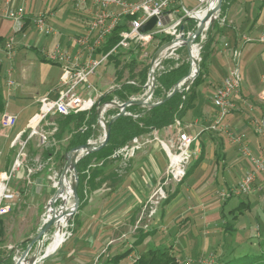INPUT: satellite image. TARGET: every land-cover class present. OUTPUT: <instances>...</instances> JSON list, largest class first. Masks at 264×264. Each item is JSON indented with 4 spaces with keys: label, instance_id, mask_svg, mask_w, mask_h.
I'll list each match as a JSON object with an SVG mask.
<instances>
[{
    "label": "crops",
    "instance_id": "obj_1",
    "mask_svg": "<svg viewBox=\"0 0 264 264\" xmlns=\"http://www.w3.org/2000/svg\"><path fill=\"white\" fill-rule=\"evenodd\" d=\"M61 1L0 0V13L7 6L17 7L23 4L29 17L39 13H49L48 22L57 30L56 35L49 40L46 39L41 46H38V44H35V29L30 23L25 25L16 36L18 45L15 49L14 61L17 56L18 60H23L25 55L22 53L24 51L25 53L27 51L35 52L36 46L40 47L41 51H44L43 53L51 51L57 44L68 48L73 53L76 52L73 38L82 34L86 25V20L82 18V14H85L82 11L75 10L76 12H73L70 8H64L61 6ZM246 1L234 0L223 18H219L220 21L210 27L204 35V40L209 35L211 44L203 82L197 88L194 107L181 120V130L190 136L196 137L193 148L200 151L201 159L199 163L180 184L165 186L167 202L163 203L162 207L158 208L151 218L148 217V211L144 206L148 197L162 181L168 162L167 154L160 142L166 144L175 136L176 129L174 127L170 126L140 137L141 147L128 160L126 167H121L120 161L114 159L98 167L97 169H101V174L93 181L95 187L90 190L92 196L89 200H86V204L80 210L82 211L83 222L89 224H84V231L82 230L79 238L74 241H81V246L85 247L77 253L82 259L93 257L100 246L108 242H114L115 240L112 239L114 231L122 229L124 226L128 227L129 232L135 230H137V233L139 231L146 232L151 231L149 223L152 225L158 221L159 223L162 222L163 231L166 234V230L175 223L181 225L180 222L186 221L191 214H198L197 217L200 220L197 222L202 223L201 230H203L211 228L215 224L212 218H215L219 213L222 221H225V215L228 214L229 216V212L237 208L241 202L248 203V209H250L251 203L255 202L257 204L262 201L260 194L256 191L247 197L233 196L224 201L217 196L219 166H222L223 169L220 174L223 183L228 188L234 187L244 171L253 168L248 158L242 154V148L245 147L249 153L257 156L262 153L260 149L264 144V138L253 131V122L260 120L264 122V79L258 72L259 63L264 65V44L260 42V39H264V0H260L262 4L258 15L255 16L250 13L247 14L248 12L244 8ZM11 27L10 22L0 18V38H2V41L11 36ZM234 51L240 54L239 68L240 62L244 64V69L240 72L242 84L231 97L232 108L229 113L223 117L215 130L206 131L217 122L219 112L212 103V97L232 68L230 63ZM0 58L3 57L0 56ZM0 63L2 64L1 61ZM5 67H2V70ZM59 70L60 74L55 85L43 94H36L29 104L23 102L26 98H24L22 91H18V88H22L18 87L17 84L10 93L3 87L5 101L7 102L4 110L17 117L16 125L5 136L6 138L9 137L10 141L17 134L27 129L29 119L38 111V100L40 98L44 96H48L51 100L56 98L59 91L60 67ZM13 72L14 69L12 68ZM23 78L24 75L22 74L21 79ZM90 80L89 82L93 85L94 90L87 92L82 87L78 89V94L83 99L94 100L95 103L101 96L110 93L116 86L114 71L110 82L100 77V75L97 76V71L94 76L90 77ZM98 87H100V90H97ZM200 88L202 89L200 90ZM143 93L144 90L141 95L134 98L141 97ZM110 110L112 109L106 110V112ZM225 118L227 125L220 127L219 125ZM48 122L54 124V119L51 120L49 117ZM45 130H48V128H45ZM246 130H250L253 136L246 133ZM100 137V129L97 127L95 136L91 141L97 142ZM66 140L67 137L58 144L62 143L64 148ZM56 151H59V149H56ZM207 151L209 153H206ZM233 153L236 154L237 159L232 164L230 161L231 157L234 156ZM205 154H208L209 157L208 164L204 163ZM51 158L53 159V157ZM61 158L58 159L59 164ZM228 167L233 169L234 172L231 173L232 175L227 181L224 173ZM211 168L212 179H207L205 174ZM39 182L40 180L36 177L33 183L38 184ZM190 182H193L192 185L187 186ZM184 187L187 188L183 190ZM187 200L190 201V206L186 204ZM232 200H236V202L230 204ZM218 201L222 203L221 208L217 206ZM226 206L228 211L224 214L223 210ZM184 226L179 229L182 231ZM124 232L121 234V238L126 236ZM70 254H73L72 251H70Z\"/></svg>",
    "mask_w": 264,
    "mask_h": 264
},
{
    "label": "built area",
    "instance_id": "obj_2",
    "mask_svg": "<svg viewBox=\"0 0 264 264\" xmlns=\"http://www.w3.org/2000/svg\"><path fill=\"white\" fill-rule=\"evenodd\" d=\"M191 1L196 4V8L189 10L184 6L183 0H69L76 11H82L86 15V25L82 34L73 38V45L77 49L75 53L59 44L55 45L51 51L43 53L42 57L61 68L59 91L55 99L51 100L48 96H44L38 100V111L29 119L27 129L10 141V148L17 147V153L9 166L0 171V220L14 208L17 198V188L16 185L14 186V182L20 178L21 173L24 174L25 184L31 185L32 177L43 170L52 160L51 157L42 161L34 158L31 160V165H27L28 162L25 159V151L33 137H38L39 145L50 146L52 149L54 147L56 150L55 145L58 142L55 140L54 134L57 129L53 123L48 122V118L51 116L66 117L78 112L89 111L95 105V101L80 97L78 89L83 87L87 92L93 91L94 87L89 79L100 67L108 63L110 57L136 46L142 50L138 59L145 58L148 56L146 48L151 43H154L155 53L163 44L167 43H161L158 47L163 38L170 37V41H172L181 35L186 37L190 34L191 32L184 30L189 25V21H193L189 18L193 17L194 12H200L206 6L205 0ZM49 17V13H39L29 17L23 4L17 7L7 6L2 11L1 18L9 21L12 25L11 36L0 42V56L9 63L3 74L5 89L8 93L15 88V82L12 80V63L18 45L16 36L22 31L26 20H29L37 34L43 37L56 35L57 30L48 22ZM153 17L156 18L153 28L146 33H141V27ZM125 19L127 20V29L119 33L116 44L106 54L97 53L116 27ZM181 26L183 27L182 33L179 31ZM260 42L264 44V39H260ZM179 49L181 48L174 45L159 55L152 67L154 75L164 71V61H178V58L174 59L172 56ZM196 57L198 59V52ZM239 57L240 54L234 51L232 68L213 94L212 103L218 110L219 116L216 124L211 127L212 130H215L223 117L231 110V97L242 84ZM188 88L186 87L184 90L187 91ZM5 106H7V102H5ZM16 122V115L6 110L0 114L1 130H12ZM171 127L176 129L175 136L166 144L160 142L168 157L164 176L144 206L150 218L156 213L159 205L167 199L165 186L180 184L190 165L200 157V151L193 148L196 137L181 130V121L175 119ZM253 131L264 138V122L262 120L253 122ZM140 139L136 138L130 144L115 151L111 159L120 161L121 167H126L128 160L140 149ZM260 150L262 153L254 156L245 147L242 148V154L248 158L253 168L244 171L234 187L218 191L219 199L226 200L233 196L247 197L256 191L264 201V144Z\"/></svg>",
    "mask_w": 264,
    "mask_h": 264
},
{
    "label": "rangeland",
    "instance_id": "obj_3",
    "mask_svg": "<svg viewBox=\"0 0 264 264\" xmlns=\"http://www.w3.org/2000/svg\"><path fill=\"white\" fill-rule=\"evenodd\" d=\"M208 1L209 0H205L206 3ZM183 2L184 6L189 10L196 8V4H194L191 0H183ZM61 3V6L64 8H70L71 11L76 12L69 0H62ZM261 4L262 2L260 0H247L244 8L248 12L247 14L250 13L252 16H255L258 15ZM84 17H86V15L82 14L83 19H85ZM190 23L191 21H189V24ZM205 33L206 32L203 33L199 43L195 44L196 47L194 45L198 52V63H200V44L204 41ZM36 34L34 33V36L36 37L35 44H38V46H41L46 39L49 40L52 38ZM153 44L154 43H151L146 48L148 56L138 59L137 71L144 65H149L155 51L153 50ZM43 52L44 51H41L40 47L36 46L35 52L27 51L25 53L24 51L22 53L25 55L23 60H18L17 56L15 57L16 60L12 63V68L14 69V72L12 73V80L14 82L16 80L15 87L17 84L18 87L22 88H18V91H22L23 96H25L24 98L26 99L23 101L25 104L31 103L36 94H43L55 85V82L60 74L58 66L44 63L39 60L43 56ZM172 57L188 63L185 48L179 49ZM0 61L2 62L3 68L4 66L9 65L4 58H0ZM230 64L232 66V62ZM243 69L244 64L240 62V72H242ZM113 71V64L107 63L105 67H101L97 70V76L100 75V77H103L106 81L110 82ZM258 72L264 79V65H262V63H259ZM3 74L4 70H2V76ZM22 74L24 75L23 79H21ZM126 77L127 74H125V78ZM90 82L92 81L90 80ZM114 83L116 84L115 80ZM99 88L100 87H98L97 90H100ZM201 89L202 88H200V90ZM102 90L104 91V89ZM150 102H152V100ZM55 118V116L50 117L51 120ZM226 125L227 120L225 118L219 126L222 127ZM98 127L100 129L101 137L97 143H99L103 137V130L100 126ZM206 131H212L211 127L206 129ZM9 132L10 131H3L0 129V171L9 166L17 153V147L10 148V138L5 137ZM246 133L253 136L250 130H246ZM58 145V143L55 145V148L59 149L57 157L53 156L51 162L43 170L38 172V174L32 177L31 181L33 185L25 184L23 173H21L20 178L14 182V186L16 185L17 188V198L14 208L7 216L0 220V248L3 253L12 257L13 264L47 221V216L49 215L48 203L55 193L54 182H58L62 174L61 169L63 162H61L62 160H59V164L58 159H60L61 156L63 158L66 154L63 152L62 143L59 145V148ZM45 150L49 151L52 150V148L50 146L44 147L39 145L38 137H33L27 146V150L25 151V159L28 162L26 164L31 165V160L34 158H38L39 161L45 160L46 158L43 157V152ZM206 153H209V151ZM233 155L234 156L231 157L230 161L232 164L237 159L236 154L233 153ZM208 159V154H205L204 163L208 164ZM235 166L236 164L234 167ZM229 168L230 167H228L227 170L225 169L224 173V177L227 181L234 172L233 169ZM219 169L217 190H227L228 187L223 183L220 176L221 171H223L222 166H219ZM212 174V168L211 170L208 169L205 174L206 178L210 179L213 176ZM36 177L40 180L38 184L33 183ZM67 179L71 183L72 176L70 172L67 173ZM192 183L193 182H190L187 186H191ZM186 188L184 187L183 190ZM212 190L214 193V188ZM91 196L90 190L86 187V200H89ZM235 202L236 200H232L230 204ZM70 204H73L72 196L70 197ZM162 204L163 203L159 205V209L162 207ZM186 204L190 206V201L187 200ZM217 206L221 208L222 203L218 201ZM59 207L60 202L57 201L55 203V208L59 209ZM223 211L224 214H226L228 207L226 206ZM197 216L198 214H191L188 216V222L187 220L184 222L181 221V225H179V223H175L168 230L165 229L167 232L166 234L163 231L164 227H162V222L159 223L157 221L156 224L152 225L149 223L150 230H153L154 234L147 237L140 246L133 249L132 253L119 264H133L139 255L144 253L148 248L156 246L160 248L173 246V251L180 264H221L227 259L229 260L245 253L256 254L264 250V202H259L257 204H255V202L251 203L250 209L243 210L242 214H236L237 219L235 221L231 220L230 217L232 215L228 216V214H226L225 219L230 221L232 226L235 228L234 231H230L227 234H224L223 232V221L220 213L217 214L215 218H212V220L215 221V224L212 225L211 228H205L203 230H201L202 223L197 222L200 220ZM82 219V211L77 210V212L68 220L66 226L62 229V243L57 253L46 261L39 262L37 264H101L106 259L131 248L133 240L132 237L136 235L137 230L129 232L128 227L124 226L122 229L114 231L112 236V239L115 240L114 242H108L103 246H100L93 257L82 259L79 255H77V253L81 248L85 247L81 246V241L79 242V240L74 242L77 238H79L82 230L84 231V226L89 224L86 222L84 223ZM183 225L185 226L181 231L179 228ZM192 230L194 231L192 232ZM56 231L57 226H51L42 238L40 246L38 243H34L32 245L26 259L31 257H35L36 259L41 258L44 253L47 252L48 246L53 242ZM123 232L126 236L121 238L120 236ZM70 251H72L73 254H70Z\"/></svg>",
    "mask_w": 264,
    "mask_h": 264
},
{
    "label": "trees",
    "instance_id": "obj_4",
    "mask_svg": "<svg viewBox=\"0 0 264 264\" xmlns=\"http://www.w3.org/2000/svg\"><path fill=\"white\" fill-rule=\"evenodd\" d=\"M234 0H223L220 8L219 18L222 19L228 10L229 6ZM216 23V22H215ZM29 24V20H26L25 25ZM24 25V27H25ZM196 27V23H191L184 28L185 32H192ZM127 29V20H123L115 29L113 34L109 37L105 45L98 50L97 53L106 54L118 41L119 33L122 30ZM170 37H165L161 40V43L169 42ZM2 42V38H0ZM196 41V43H198ZM211 44V38L206 36L205 40L200 44V63L199 72L195 80L189 86L187 91L176 93L168 100L164 101L160 105L153 107L149 110L140 106H129L126 112L127 116H121L111 123L108 128L110 135L107 144L98 150L97 152L90 153L80 159L76 164V171L78 174L77 195L79 198L78 211L81 210L86 204L85 188L89 190L94 189L93 181L101 173V169H97L109 162L112 154L130 144L132 140L148 135L153 131H160L168 128L174 123L175 119L182 120L186 113L194 107V102L197 97V88L203 82V75L206 70V64L208 59V51ZM157 47V48H158ZM141 48L132 46L128 51L119 53L116 56L109 58L108 63H112L114 67V77L116 86L114 89L103 96H101L95 105L86 112H78L66 117L57 116L54 119V125L56 126V133L54 134L55 140L60 143L67 137L66 145L63 148V152H68L71 149L85 144L95 136V130L98 127L96 108L103 103L116 99L117 102L123 103L131 98L137 97L142 94L143 87L147 81V74L149 65H144L137 71L138 56L141 53ZM39 60L44 63H50L44 57ZM164 71L155 75L156 84L152 95V102L164 100L168 93L174 88V86L187 75L189 70V64L178 60H166L164 61ZM177 64V66H175ZM125 74L127 77L125 78ZM3 87H5V81L2 76V64L0 63V113L5 108V97L3 93ZM118 113L117 109L107 111L105 118L109 119ZM134 116H136L134 118ZM60 145V144H59ZM59 147V146H58ZM58 151L52 149L43 152V157H57ZM62 157V156H61ZM201 157V156H200ZM192 165L187 173L190 174L200 161V158ZM101 165L98 166V164ZM94 166V167H93ZM116 177L115 174H113ZM185 176V177H186ZM228 200V199H227ZM167 202L165 200L163 203ZM261 202H264L263 199ZM248 203L241 202L240 205L234 210L230 211L232 215L231 220L237 219L236 214H242L244 209H248ZM230 221H223V232L227 234L230 231H234ZM154 234V231H139L133 238L131 248L126 249L120 254L114 255L109 259H106L101 264H119L122 260L126 259L135 249L140 246L143 241ZM26 246V245H25ZM0 264H13L12 257L3 253L0 248ZM133 264H180L176 254L173 251V246L168 247H152L148 248L144 253L139 255ZM221 264H264V250L259 253H245L241 256L227 259Z\"/></svg>",
    "mask_w": 264,
    "mask_h": 264
},
{
    "label": "water",
    "instance_id": "obj_5",
    "mask_svg": "<svg viewBox=\"0 0 264 264\" xmlns=\"http://www.w3.org/2000/svg\"><path fill=\"white\" fill-rule=\"evenodd\" d=\"M223 0H217L216 6L209 12H207L203 19L197 20L194 17H191L189 19L193 20L196 23L195 29L188 34L186 37L181 35L177 39H174L172 41H169L165 44H163L152 56L150 63H149V71H148V77H147V83L144 85L143 90L144 93L139 98H131L126 102L119 103L116 100H112L106 103L101 104L100 106H97L96 113H97V122L98 125L103 130V137L99 143H92L90 141H87L85 144L77 146L70 151L66 152V154L61 159L63 162V166L61 169V177L58 180L57 184L59 186V189L53 194L51 199L49 200L48 206H49V213L50 216L47 217V221L45 222V225L43 228L37 233V235L30 241L29 245L26 247L24 252L20 255V257L15 260L14 264H37L39 262L46 261L47 259L51 258L56 252L52 254H47V252L44 253V255L36 259L35 257H31L29 259H26L28 256V252L32 245L34 243H38L39 246L41 244V240L46 234V232L49 230V228L53 225H57V222L59 221L61 215L58 212V209L55 208V203L57 201L61 203V200L57 197L58 192H62V183L61 180L63 178H67V173L70 172L72 176V181L70 183L71 188V196L73 199L72 209L70 211V218L77 212L78 206H79V198L77 195V185H78V174L76 171V164L77 162L85 157L86 155L90 153L97 152L101 148H103L109 139L110 130L108 126L113 123L117 118L121 116H127L129 115L126 112L127 107L129 106H140L142 108H145L147 110L156 107L163 103L164 101L168 100L171 96H173L176 93H181L184 88L189 87L192 82L195 80V78L198 75L199 72V63L197 57H192L190 54V50L192 47H194L196 41H200V38L202 37L203 33L206 32L210 27H213L216 21L219 20V13L220 8ZM156 23V18H151L147 23H145L141 29V33H146L150 31L154 24ZM207 23V25H205ZM179 31L182 33L183 27L181 26ZM199 43V42H198ZM202 43V42H201ZM177 45L180 48H185L187 53V60L189 64V70L185 77H183L171 90L170 93L167 94L164 100L157 101V102H150L152 99L153 91L155 89L156 79L154 72L152 71V67L154 66L156 60L158 59L159 55L164 52L166 49L171 48L172 46ZM109 109H117L118 113L114 116H112L109 121L105 118V112ZM60 208V207H59ZM69 218V219H70ZM68 219V220H69Z\"/></svg>",
    "mask_w": 264,
    "mask_h": 264
},
{
    "label": "bare ground",
    "instance_id": "obj_6",
    "mask_svg": "<svg viewBox=\"0 0 264 264\" xmlns=\"http://www.w3.org/2000/svg\"><path fill=\"white\" fill-rule=\"evenodd\" d=\"M217 0H209L206 4V7H204L200 12H194L192 16L196 18L197 20L203 19L204 15L211 11L216 6ZM207 25V23L205 24ZM196 47V45H195ZM195 47H192L190 50V54L192 57L197 56V50ZM62 183V192L57 193V197L61 200L60 208L58 209V212L60 213L61 217L59 221L57 222V231L54 236L53 242L48 246L47 248V254H52L58 250L59 246L62 243V229L66 226L68 219L70 218V211L72 209V205L70 204V197H71V188H70V182L67 178H63L61 180ZM59 189V186L57 182L54 184V190L55 192ZM49 211V210H48ZM49 213V212H48ZM50 216V213L47 217ZM55 228V227H54ZM25 264V263H21Z\"/></svg>",
    "mask_w": 264,
    "mask_h": 264
}]
</instances>
